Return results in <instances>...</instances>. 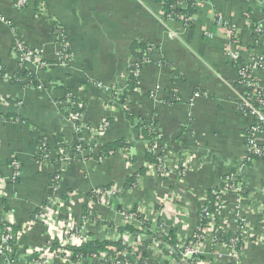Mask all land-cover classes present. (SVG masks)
<instances>
[{"label": "crops", "instance_id": "obj_1", "mask_svg": "<svg viewBox=\"0 0 264 264\" xmlns=\"http://www.w3.org/2000/svg\"><path fill=\"white\" fill-rule=\"evenodd\" d=\"M162 1L26 0L18 7L14 0H0V73L5 75L0 76V115L10 117L0 118V226L9 223L20 233L15 258L60 240L65 223L78 227L88 192L106 186L122 192L113 194L108 206L92 201L90 215L100 223L83 220L91 238H110L113 231L103 223L121 226L118 207H136L152 228L159 223L164 235L173 231L184 243L200 227L207 193L234 170L236 189L221 191V207L208 216L200 264H264V158H252L243 140L254 117L240 110L243 90L232 59L236 55L244 64L264 60V0H193L191 28L179 18L165 20ZM57 26L65 44L58 40ZM16 36L40 55L44 68L32 61L20 66L12 52ZM137 44L149 49L133 90L128 66L136 62ZM25 70L36 74V85L22 88L8 82ZM253 75L264 91V69ZM63 91L85 105L81 134L86 145L95 144L87 161L70 158L74 126L61 115ZM113 94L126 95L124 102H116ZM124 111L137 125L154 123V145L134 130ZM107 118L113 121L104 129ZM56 134L64 140V155L54 148L53 163L37 160L38 140L54 147ZM118 140L132 145L100 161V145ZM255 140L264 144L262 134ZM147 150L169 151L164 178L152 169L137 188H124L125 179L145 166ZM13 160L19 164V181L9 183ZM55 173L60 174L58 196L68 202L69 211L64 215L63 208L49 203L37 217ZM238 221L244 226L237 258L213 235L215 228L235 233ZM132 224L139 227L138 221ZM144 239L147 256L141 264H163L160 243ZM5 254L0 253V264H8ZM104 257L80 264H108ZM48 264L71 263L54 257Z\"/></svg>", "mask_w": 264, "mask_h": 264}, {"label": "trees", "instance_id": "obj_2", "mask_svg": "<svg viewBox=\"0 0 264 264\" xmlns=\"http://www.w3.org/2000/svg\"><path fill=\"white\" fill-rule=\"evenodd\" d=\"M186 3V8L180 10V14L185 15L190 17L189 21H187L186 25L191 28L193 25V19H192V13L194 12V7H195V2L193 0H183ZM15 2V0H14ZM163 5H162V11L164 15V19L167 20L169 19V16L172 13V8L176 5L177 0H163ZM254 24H251V28ZM257 32V31H256ZM55 33L58 37V40L61 41L63 44L66 43L65 40V35L63 30L57 26L55 28ZM260 35V32H258ZM262 36L264 37V33H262ZM20 42L18 37L14 38L13 45H12V50H16V43ZM24 47H29L25 43H22ZM148 45H141L137 44L134 47L133 53H136V50L140 51L137 54V59L136 62L133 65L128 66V75H129V83L131 89L135 90L136 84H137V75L135 74L136 71L141 67L143 62L147 59V51H148ZM18 54V52H15ZM66 53H69V50L66 46ZM235 67L238 70V73L241 71H246L247 76L242 77L240 76L241 82H247L248 80H251V77L249 78L248 76L250 75V69L246 68V64L242 62L239 58L235 61H233ZM40 68H44L40 66ZM259 69H264V65H261ZM1 77H4L5 75L3 73H0ZM8 82L12 85H16L18 87H29V86H34L37 84V77L36 74L30 70H25L22 72H18L13 74L11 77L7 78ZM252 86H246L245 87V92L246 94L245 97L251 103L253 104L254 107L258 108L259 103L257 102V97L255 95H252L253 91ZM256 89V92L264 98V91L261 88H254ZM116 102L119 104H122L125 100L126 95H117L113 94L112 95ZM67 98H71L72 103L68 105L67 108L70 109V111L74 114L78 115V118H71V122L74 126V132H73V137H74V143L71 147H69L70 151V158L73 160L74 163H77L79 161V148H84L85 150L92 151L94 150L95 144L92 145H86L83 141V137L81 134V131L79 130H84V128L81 127L80 123V118L82 114L85 111V105L81 103V99L78 98L74 93H71L70 91H63V95L60 98V104L63 105L66 101ZM240 110L242 113L249 114L250 110L249 108L245 107L242 105V103H239ZM125 119L129 122L132 127H134V130L138 132V134H141L144 137H147L148 140L152 145L155 143V139L157 138L156 134L153 132V128L155 127L154 123L152 125H146L145 122H141L139 125L136 124L134 118H132L128 113L124 111ZM0 118H6V120H9V116H3L0 115ZM14 119L13 117H11ZM111 118H107L105 121V124L103 125V128L105 129L109 124L112 123ZM254 126H257V124L254 122ZM79 129V130H78ZM251 138V131L250 128H248L246 131L243 133V140L245 144L248 143V139ZM38 152L36 154V159L39 161H44L47 164H51L54 162V160L51 158L50 154L53 148L61 150L64 148V140L61 136L59 135H54V147L52 148L45 139H39L38 140ZM130 147L129 142L126 140H118L114 142H109L105 143L103 145H100L97 157H111L113 155H117L121 153L124 149H128ZM167 151H163L160 154H154L150 150L145 151V166L139 170V172L135 173L132 176H128L125 179V184L124 188L129 189V188H134L138 187L140 182H141V176L144 175L148 170L156 169V170H165L163 168V164L160 162V160H163L166 155L168 154ZM92 156V153L86 154L83 158L85 160H89ZM158 174L164 178V175L160 172L157 171ZM232 175L233 181L230 183L232 184V187H235L236 185V180L238 179V175L234 170L230 171L227 176ZM59 173L52 174L50 176L51 181L54 183V187H57L58 182H59ZM226 176V177H227ZM226 177L222 180L221 185L209 191L207 193V199L208 203L206 201V204L201 208L200 211V227L196 230L193 236H191L186 242L182 243L178 241L176 238L175 234L173 231H171L168 235H164L162 232V229L159 225V223L154 226V228L151 227L150 223L146 220L144 215L138 211V208H133L129 211H125L127 213H133L135 215V219L142 225L143 229H145V232L143 229L139 227H134L131 224H126L124 226H119L116 227L113 223L111 222H104L103 225H106L112 230H116V232L122 233V232H130V233H137V234H142L144 237L143 238H152L156 242L162 244L164 246L163 253H164V264H200L201 261L203 260L202 255L200 254H194L191 255L189 258H184L183 257V252L184 249L191 244H195L197 242H202L203 240V232L207 227V221H208V216L215 211L218 210L219 206L222 205L218 201V192L222 189L225 188V182H226ZM19 179L16 178L14 180H10L9 183H16L18 182ZM110 186L106 187H99L97 189L101 190H106L110 189ZM56 192L49 193V198H52L53 195L55 196ZM88 201H98L96 195L94 194L93 190L88 192ZM48 204V200H46L43 205L40 206L39 209H37V217L40 215L41 209L44 208ZM8 209V207L6 206ZM119 212H124V210L120 207H118ZM83 214H82V221L83 220H90L92 222L99 223V219L93 218V216L90 215V208H88L86 205L83 207ZM80 223L82 226L83 223ZM244 224L241 221H238V230L235 233L232 234H226L220 229H214V242H221L224 243L228 246L232 244V240L237 238L238 242L235 244V252L239 254L238 252L240 251L241 245H242V240H243V233H242V228ZM10 228V235L14 237V242L18 240L20 237V233H18L17 228L14 225H11L9 223L3 224L0 226V233L1 235H5L7 233V229ZM63 232V231H62ZM64 233V232H63ZM92 233H86L87 239L83 241L80 244H74V245H65L62 246L60 244V240L54 239L52 240L47 246V251L51 253H56L58 250H64V251H69L71 252V258L69 259L72 264H77L81 260H86L90 258H99L102 253L107 254V259L105 260L108 264H116V261L120 262H127L128 264H141L146 256H147V250L145 249V246L147 245V241L144 239L142 243V247H135V248H130L124 245L121 241V239L117 241H111V240H99L96 238H91ZM8 246L12 248V254L11 257H8V254L6 253V258L9 260L8 264H18L20 259L15 258V244L13 243L12 240L8 241ZM5 253V252H4ZM127 254V256H123V254ZM45 254V250L39 251V252H33L23 258L27 263H30V261L34 260H42L43 256ZM131 254V257H128V255ZM62 259L65 258V254L61 253L60 254Z\"/></svg>", "mask_w": 264, "mask_h": 264}, {"label": "built area", "instance_id": "obj_3", "mask_svg": "<svg viewBox=\"0 0 264 264\" xmlns=\"http://www.w3.org/2000/svg\"><path fill=\"white\" fill-rule=\"evenodd\" d=\"M177 2L178 3H176V5L172 8V13L169 16V18H179L182 22L187 23V21H189L190 17L180 14V10L182 9L185 2L183 0H177ZM14 4L18 7H24L26 5V0H15ZM257 31L260 32V30H257ZM22 43L23 42L21 40H20V42H17L16 43V50H14V54L18 57L19 62L20 61H32L33 63L38 64L39 67L45 66L44 62L41 61L40 55L36 51L31 49L30 47H28V48L24 47V45ZM15 52H18V54ZM66 57H65V59H66ZM232 59H233V61H235L238 59V57L236 55H233ZM261 65H264V60L254 58L251 63L246 64L247 70H248V68L250 69V75L248 77L249 78L251 77V80H248L247 82H244V83L241 82V80L238 81L239 87H241L243 90L242 96L240 97V102L242 103L243 106L249 108V110H250L249 114L254 117V122L257 124V126H254V124H253L250 127L251 138L248 139V143L246 144V146L248 147V153L252 155V158H255V157L264 158V144L258 145L256 143V140H255L256 134H262L264 136V98L262 97V95H260L256 92V89H254V88H260V87H258L256 79L254 78V75H253V72L256 69L258 70ZM139 70H140V68L135 73L137 75V77H138ZM240 76L246 77L247 76L246 71L239 72V79H240ZM246 86L254 87L253 91L251 93H252V95H255L257 97V102L259 103L258 108L254 107L253 104L251 103V101H249L247 99V97H245L244 94H246V92H245ZM71 103H72L71 98H67V101L63 105H61V106H63L64 113H66V116L68 117L69 121H71V118H73V119L78 118L77 114L72 113L70 111V109L67 108L68 105H70ZM80 122H81V118H80ZM81 127H82V125H81ZM79 131H81V130H79ZM78 148H79V150H78L79 151V161H87L83 157L90 152L91 153L94 152V150L89 151V150H85L84 148H81V147H78ZM60 153H63L62 149L60 150ZM164 159L160 160V162L163 164V168H165ZM11 166L14 169V174H13L12 179H16V178H18V175H19V164L15 160H13L11 162ZM157 171H160L163 175L165 173V170L160 169V170H156V172ZM59 178H60V176H59ZM232 181H233L232 175L226 177L225 188L218 192L217 198H218L219 202H220L219 194L221 191H224V190L228 191V190L236 189L237 184L235 185V187H232V184H230ZM54 191L57 192V187H54V183L51 182V185L49 186L48 194L52 193ZM93 192L96 195L97 199L101 198V196L105 197V195H108L110 193H112V194L116 193V191L114 189L112 190L111 188L106 189V190H101V189L95 188V189H93ZM64 202H65L64 200L61 201L60 199H56V194H55V196L53 195L52 198L48 199V204L50 203L51 206L54 205L57 209L59 207L63 208L62 206L64 205L63 204ZM219 207H221V206H219ZM138 211L140 212L139 209H138ZM56 214L60 215V212L58 211V212H56ZM66 214H67L66 210L64 209V215H66ZM120 214H121L122 218L124 219L123 225H126V224L132 225L133 221H137L135 219V215L133 213H127L124 211V212H120ZM82 223H83V221H82ZM116 227H118V226H116ZM139 228L143 229V227L140 223H139ZM83 229H84L83 225L82 226L79 225L78 227H73V226H70L69 224L65 223L64 228H63L64 233L62 232V237L60 238V244L62 246H65V245H74V244L82 243L83 241H85L87 239L86 233L84 232ZM10 231L11 230L9 228V229H7V233L5 235H1V242H0V253H2V252L7 253L9 258L11 257L10 253L12 254V248L10 246H8V241L12 240L14 243V237L10 235ZM112 231H113V235L110 238H107L106 240L117 241V240L121 239L122 243L124 245H126L127 247H130V248L139 247L141 245V241L144 237L142 234H137V233H130V232L119 233V232H116V230H112ZM143 231L145 232V229H143ZM237 242H238L237 238L233 239L232 244L228 247L233 251L234 255L238 258V254L235 252V244ZM201 244H202V242H197L195 244L188 245L184 249L183 257L189 258L191 255L200 254ZM159 245H161V247L164 248L162 244H159ZM42 250H45V254H44L42 260H34V261H30V263H27L24 259H21V260H19L18 264H48L49 260L54 258V257H58V258L62 259L60 256L61 253H64L65 258H66V259H62V260L64 262L71 263L69 260L71 258V252H69V251H64L62 249V250H58V252L56 254V253L48 252L47 248L42 249ZM42 250H39V251H42ZM39 251H36V252H39ZM123 256H127V254L125 253V254H123ZM128 257H131V254H129ZM104 258H105L104 260L107 259V254H105ZM82 261L83 260H81L80 262H82ZM80 262H78L77 264H80ZM8 263H9V260H8ZM116 264H128V263L127 262L122 263L120 261H116Z\"/></svg>", "mask_w": 264, "mask_h": 264}, {"label": "rangeland", "instance_id": "obj_4", "mask_svg": "<svg viewBox=\"0 0 264 264\" xmlns=\"http://www.w3.org/2000/svg\"><path fill=\"white\" fill-rule=\"evenodd\" d=\"M12 52H13V54H14V50H12ZM15 55V54H14ZM16 56V55H15ZM17 57V56H16ZM17 59H18V57H17ZM26 62H30V61H20L19 62V64H20V66H22V64H24V63H26ZM35 64V63H34ZM45 64V63H44ZM21 68H23V67H21ZM61 115L63 116V117H65V118H68L67 116H66V113H64V109H63V106L61 107ZM75 129V128H74ZM81 133H82V130H81ZM129 144H130V146L132 145V143L131 142H129ZM53 148V147H52ZM59 150V149H58ZM54 153V154H53ZM61 154V153H60ZM51 157H52V155H53V157L56 155V151L54 150V148H53V150L51 151ZM63 155H64V153H63ZM114 156V155H113ZM53 157H52V159H53ZM104 157H101V159H100V157H98V159L101 161L102 159H103ZM54 159H56L55 157H54ZM52 182V181H51ZM51 182H50V185H51ZM49 185V186H50ZM111 189L113 190L114 189V187H111ZM92 191V190H91ZM48 192H49V187H48ZM122 192V190H120V191H118L117 192V190H116V193H115V197L118 195V193H121ZM113 194L112 193H110V194H108V195H105V197L104 196H101V198H99L98 199V201H95V202H97V203H103V204H105L106 206H108V205H110L109 204V202H111L112 203V201H113V198H111V196H112ZM70 197V196H69ZM56 199H64V198H60V196H58V193L56 192ZM94 202V201H93ZM67 201L66 202H64L63 204V209H65L66 211H69V206L67 205ZM91 204H92V201H88V202H86V206L88 207V208H90L91 209ZM102 204V205H103ZM125 211V210H124ZM100 223V222H99ZM133 225V224H132ZM121 226H124V225H121ZM119 227V226H118ZM111 230V229H110ZM10 255H11V253H10ZM164 255V254H163ZM164 264V263H163Z\"/></svg>", "mask_w": 264, "mask_h": 264}]
</instances>
